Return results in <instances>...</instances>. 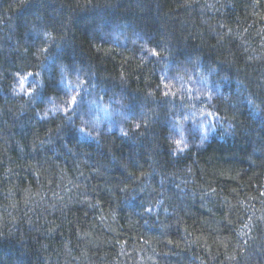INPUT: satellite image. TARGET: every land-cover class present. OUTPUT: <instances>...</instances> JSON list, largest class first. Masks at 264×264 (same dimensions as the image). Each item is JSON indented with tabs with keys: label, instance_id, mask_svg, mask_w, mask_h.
<instances>
[{
	"label": "trees",
	"instance_id": "16d2710c",
	"mask_svg": "<svg viewBox=\"0 0 264 264\" xmlns=\"http://www.w3.org/2000/svg\"><path fill=\"white\" fill-rule=\"evenodd\" d=\"M0 264H264V0H0Z\"/></svg>",
	"mask_w": 264,
	"mask_h": 264
},
{
	"label": "snow or ice",
	"instance_id": "6c2138e0",
	"mask_svg": "<svg viewBox=\"0 0 264 264\" xmlns=\"http://www.w3.org/2000/svg\"><path fill=\"white\" fill-rule=\"evenodd\" d=\"M152 54L153 55H159V53H157L154 49L152 50ZM29 91H31V90H29ZM165 95H168V93L166 92L165 93ZM75 99H76V97L75 96H73L70 100H69V105L71 106V104H73L74 102H75ZM137 127H139V125H137ZM179 141H177V145L179 146Z\"/></svg>",
	"mask_w": 264,
	"mask_h": 264
},
{
	"label": "clouds",
	"instance_id": "9594fccd",
	"mask_svg": "<svg viewBox=\"0 0 264 264\" xmlns=\"http://www.w3.org/2000/svg\"><path fill=\"white\" fill-rule=\"evenodd\" d=\"M186 147V146H185Z\"/></svg>",
	"mask_w": 264,
	"mask_h": 264
}]
</instances>
